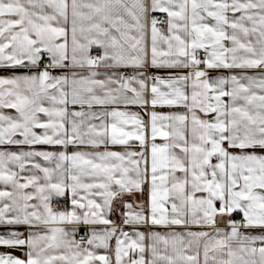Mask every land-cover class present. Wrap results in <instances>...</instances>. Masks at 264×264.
<instances>
[{
    "label": "snow or ice",
    "instance_id": "6c2138e0",
    "mask_svg": "<svg viewBox=\"0 0 264 264\" xmlns=\"http://www.w3.org/2000/svg\"><path fill=\"white\" fill-rule=\"evenodd\" d=\"M0 71V264H264V0H0Z\"/></svg>",
    "mask_w": 264,
    "mask_h": 264
},
{
    "label": "crops",
    "instance_id": "0c3cea01",
    "mask_svg": "<svg viewBox=\"0 0 264 264\" xmlns=\"http://www.w3.org/2000/svg\"><path fill=\"white\" fill-rule=\"evenodd\" d=\"M96 52L94 51L93 52V55H95ZM183 74V72H181L180 70H175V69H161V68H149L147 70V75L148 76H161V77H168V76H171V75H176V74ZM10 73L8 72H5V71H0V75H8ZM218 73L216 71H211L210 72V75L214 76V75H217ZM150 105L148 106V108L150 109ZM70 110H76V111H79L80 109L77 107L75 109L72 108V106H70ZM96 111H100L99 108L97 109H94ZM121 110H127L129 112H137L140 114V116L142 118H144L145 120L148 119V116L146 114L147 110L144 109V108H141L139 106H129L127 109H124L123 106L121 107ZM157 112H161V113H168V112H174V111H183V109H177V108H167V107H164V108H157L156 109ZM157 143H162V141H160L159 139L157 140ZM37 148L41 149V150H63L61 149L59 146H56V148H52V147H49V146H37ZM116 150H121L119 148H117ZM69 151H71V146L69 147ZM137 197L138 198H141L142 200H147L148 198V194H147V191H145L143 194H140L138 193L137 194ZM59 201L61 202V207L65 206V199L64 198H59ZM112 219H117L116 216H113ZM237 219H239V217H237ZM20 231L24 232L25 235L27 234V229L26 227H21L19 229ZM142 231H147L148 229L147 228H144L142 227L141 228ZM156 231H160L162 233L166 232L167 230L162 228V227H157L155 229ZM7 231V229L5 228H2L0 227V234H5ZM86 232V229L82 228L79 232V234L81 233H85ZM78 234V235H79ZM113 246H114V242H113ZM0 254H12V255H16V256H22L23 255V250L21 249H10V248H7V247H2L0 246Z\"/></svg>",
    "mask_w": 264,
    "mask_h": 264
},
{
    "label": "built area",
    "instance_id": "2783aa9c",
    "mask_svg": "<svg viewBox=\"0 0 264 264\" xmlns=\"http://www.w3.org/2000/svg\"><path fill=\"white\" fill-rule=\"evenodd\" d=\"M161 19H163V17H161ZM54 206L55 207H61V202L60 201H59V203L54 202ZM80 235H85V233L79 234L77 238H79Z\"/></svg>",
    "mask_w": 264,
    "mask_h": 264
}]
</instances>
